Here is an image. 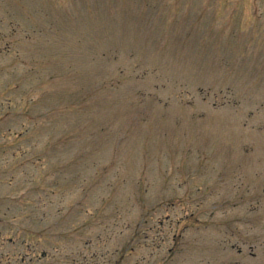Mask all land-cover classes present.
<instances>
[{
    "label": "rangeland",
    "instance_id": "rangeland-1",
    "mask_svg": "<svg viewBox=\"0 0 264 264\" xmlns=\"http://www.w3.org/2000/svg\"><path fill=\"white\" fill-rule=\"evenodd\" d=\"M0 264H264V0H0Z\"/></svg>",
    "mask_w": 264,
    "mask_h": 264
}]
</instances>
